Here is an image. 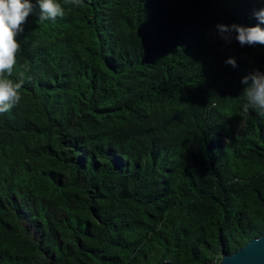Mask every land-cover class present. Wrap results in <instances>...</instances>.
I'll return each mask as SVG.
<instances>
[{"label": "trees", "instance_id": "1", "mask_svg": "<svg viewBox=\"0 0 264 264\" xmlns=\"http://www.w3.org/2000/svg\"><path fill=\"white\" fill-rule=\"evenodd\" d=\"M36 4V0H32ZM16 39L0 115V264H216L264 235V0H83ZM234 58L236 66L225 61Z\"/></svg>", "mask_w": 264, "mask_h": 264}, {"label": "clouds", "instance_id": "2", "mask_svg": "<svg viewBox=\"0 0 264 264\" xmlns=\"http://www.w3.org/2000/svg\"><path fill=\"white\" fill-rule=\"evenodd\" d=\"M66 2L75 7L83 5V0H66ZM36 5L40 10L41 22L55 21L65 15L64 7L57 0H36L35 5L32 0H0V115L7 114L22 99L18 90L23 86V79L13 82L6 77L11 76L17 63L20 44L16 38L24 32V25ZM254 15L261 24H264V8L256 11ZM217 28L221 38L227 42H231V34L235 32L237 34L235 39L241 46L264 45V29L259 25L244 27L236 24L231 26L219 24ZM225 62L233 67L236 66L234 58H229ZM241 84L245 85L242 91L245 98L244 113L254 110L264 115V72L256 70L249 73L241 79Z\"/></svg>", "mask_w": 264, "mask_h": 264}, {"label": "water", "instance_id": "3", "mask_svg": "<svg viewBox=\"0 0 264 264\" xmlns=\"http://www.w3.org/2000/svg\"><path fill=\"white\" fill-rule=\"evenodd\" d=\"M216 264H264V235L250 239L233 253H223Z\"/></svg>", "mask_w": 264, "mask_h": 264}]
</instances>
